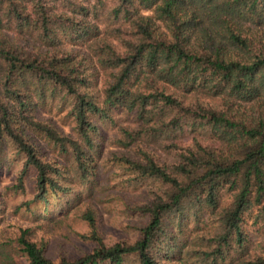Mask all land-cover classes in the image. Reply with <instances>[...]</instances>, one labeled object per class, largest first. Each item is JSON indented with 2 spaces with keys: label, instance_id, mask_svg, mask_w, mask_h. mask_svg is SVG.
<instances>
[{
  "label": "trees",
  "instance_id": "16d2710c",
  "mask_svg": "<svg viewBox=\"0 0 264 264\" xmlns=\"http://www.w3.org/2000/svg\"><path fill=\"white\" fill-rule=\"evenodd\" d=\"M5 171L91 249L28 228L0 264H264V0H0ZM112 203L136 241H105Z\"/></svg>",
  "mask_w": 264,
  "mask_h": 264
},
{
  "label": "rangeland",
  "instance_id": "374dc122",
  "mask_svg": "<svg viewBox=\"0 0 264 264\" xmlns=\"http://www.w3.org/2000/svg\"><path fill=\"white\" fill-rule=\"evenodd\" d=\"M16 175L10 171L0 174V242H9L11 239L20 235L21 231L30 228L36 241L43 242L50 255L54 253H67L66 251H79L83 247L89 251L91 246H84L77 240V233H85L87 227L77 218L74 213L68 216L61 214V206L58 205V198L50 201V210L54 213L52 217L42 219L40 214L44 211L47 204L44 202L36 203L32 209L26 207L18 210L17 208L30 200L31 194L15 192L6 188L14 185ZM84 191L80 185L73 186L72 195ZM100 197V196H99ZM136 200L141 196H135ZM107 200L106 197H102ZM102 211V230L107 243L115 242H134L137 239L136 232L132 228L139 224L138 218H129L112 204H104ZM14 264H27L25 258L19 254L14 255ZM13 264V263H10Z\"/></svg>",
  "mask_w": 264,
  "mask_h": 264
}]
</instances>
